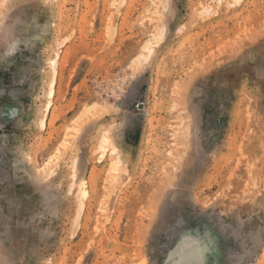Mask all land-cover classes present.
<instances>
[{
    "label": "rangeland",
    "instance_id": "rangeland-1",
    "mask_svg": "<svg viewBox=\"0 0 264 264\" xmlns=\"http://www.w3.org/2000/svg\"><path fill=\"white\" fill-rule=\"evenodd\" d=\"M0 264H264V0H0Z\"/></svg>",
    "mask_w": 264,
    "mask_h": 264
},
{
    "label": "bare ground",
    "instance_id": "bare-ground-1",
    "mask_svg": "<svg viewBox=\"0 0 264 264\" xmlns=\"http://www.w3.org/2000/svg\"><path fill=\"white\" fill-rule=\"evenodd\" d=\"M51 86H53V82L51 83ZM53 93H54V89L51 88V89L49 90V93H48L49 97H52ZM49 105H50V100H48V102H47V104H46L45 107L48 108Z\"/></svg>",
    "mask_w": 264,
    "mask_h": 264
},
{
    "label": "clouds",
    "instance_id": "clouds-1",
    "mask_svg": "<svg viewBox=\"0 0 264 264\" xmlns=\"http://www.w3.org/2000/svg\"><path fill=\"white\" fill-rule=\"evenodd\" d=\"M7 56H10V55H12L11 53H8V54H6Z\"/></svg>",
    "mask_w": 264,
    "mask_h": 264
}]
</instances>
